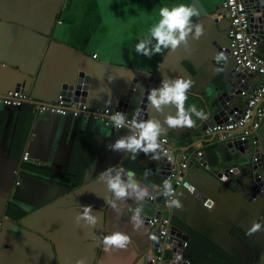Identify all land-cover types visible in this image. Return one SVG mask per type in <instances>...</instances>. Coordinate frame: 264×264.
<instances>
[{"label":"crops","instance_id":"obj_1","mask_svg":"<svg viewBox=\"0 0 264 264\" xmlns=\"http://www.w3.org/2000/svg\"><path fill=\"white\" fill-rule=\"evenodd\" d=\"M220 2L0 0V92L24 83L18 88L32 99L14 107L0 105V264H77L81 259L85 264H156L145 220L139 230L131 223V209L137 204L129 199L123 214L117 215L105 202L111 193L98 176L110 167L134 172L142 187L157 194L170 162L162 155L153 160L140 153L132 159L131 154L108 150L107 145L128 135L126 129L84 116L33 111L36 101H54L63 83H74L79 73L89 107L124 108L132 118L144 102L145 119L161 121L164 116L148 105L149 90L160 87L163 78L194 82L187 105L202 109L207 119L197 120L190 129H169L165 135L174 139L176 158L197 157L200 150L202 163L195 161L186 170L184 180L195 190L178 188L183 208H171V223L188 235L187 243L193 234L199 235L195 242L200 251L190 253L192 264H264V119L247 137L234 131L223 141L203 131L219 109L217 95L242 72L228 57L220 64L215 59L221 52L229 55L226 30L218 29L211 18ZM180 3L201 10L199 19L194 18L203 25L200 39L190 36L187 50L181 46L151 59L138 55L135 46L158 21L159 9ZM258 49L264 57V40ZM256 82L247 71L235 83L240 93L230 102L228 115L241 113ZM170 112L175 115L174 109H165V115ZM253 136L261 147L257 171L263 180L256 192ZM230 140L231 147L226 144ZM25 151L27 160L22 159ZM86 206L100 212L95 229L76 223ZM157 210L156 201L146 199L143 218ZM254 224H260V230L251 231ZM116 231L129 235L132 243L127 250L106 253L102 237ZM169 252L164 248L165 256ZM183 252H178L180 262L181 257L187 259Z\"/></svg>","mask_w":264,"mask_h":264},{"label":"clouds","instance_id":"obj_2","mask_svg":"<svg viewBox=\"0 0 264 264\" xmlns=\"http://www.w3.org/2000/svg\"><path fill=\"white\" fill-rule=\"evenodd\" d=\"M201 10L196 5L180 3L174 7H161L159 9V19L151 27L149 33L140 39L135 46V52L148 59L154 55L162 54L165 51L175 52L183 46L188 49L189 37L199 40L204 34L203 25L195 23L194 18L199 19ZM217 64L227 61V56L221 52L215 57ZM159 68V66H158ZM216 68L215 71H222ZM194 86V82L183 78H163L158 88H152L147 95L148 105L156 113L164 116L163 121L152 117L143 119L138 109L135 110L129 120L127 114L114 112L108 116L109 123L116 130L126 129L128 135L121 136L113 144L107 145L108 150L131 154L135 159L140 153L151 156L153 160H159L161 155H166L169 161L172 155L163 148L161 137L169 129L193 128L197 120L207 119L206 113L195 105H187L188 93ZM165 109H174L175 115L171 112L165 115ZM195 117V119L193 118ZM166 126V127H165ZM148 171L144 175L147 177ZM98 179L106 185L110 198H106L107 206L111 207L117 215L123 214L122 206L129 199H132L137 206L131 209V223L134 230H139L144 226V203L146 199H152L148 188L142 187L137 181L134 172L125 174L122 169L110 167L99 174ZM183 188L189 192L193 187L185 183ZM160 193L168 199V207L180 210L183 208L181 201L177 197L170 180L165 179L160 188ZM100 221V212H94L91 206L82 208L76 217V223L83 222L89 229H95ZM260 224H254L251 231L260 230ZM132 243L129 235L123 232H112L110 235L102 237L103 250L107 252L127 250ZM77 264H85L83 259Z\"/></svg>","mask_w":264,"mask_h":264},{"label":"built area","instance_id":"obj_3","mask_svg":"<svg viewBox=\"0 0 264 264\" xmlns=\"http://www.w3.org/2000/svg\"><path fill=\"white\" fill-rule=\"evenodd\" d=\"M251 5L247 0H221L219 6L214 12L215 17H224L228 20L226 36L228 38L229 55L233 58L234 65L237 69H245L256 76L257 82L251 88L246 98L245 106L239 115H228L225 119L207 124L203 128L206 134H217L220 140H227L232 136L234 131L240 137H247L254 134L264 119V57L260 54L258 45L260 40H264V32L262 38L251 30L250 21ZM79 96L73 99L72 96L59 93L54 101L36 102L33 104V111L41 113L45 111L53 112L60 116L70 115L72 117H88L92 120L100 122L104 126H111L108 116L114 112H122L126 114L122 108H114L111 106H94L89 107ZM29 95L20 88H13L6 92H0L1 106H17L24 101L29 100ZM130 120L131 117L128 116ZM112 127V126H111ZM232 134V135H231ZM163 148L168 151L173 159L169 161L166 155L162 156L170 162V170L165 179L172 182L176 191L183 185L184 175L186 172V158L184 155L179 156L180 163L176 166V157L174 155V141L169 136H162ZM197 157L201 158L203 151L197 150ZM29 154L24 152L22 159L27 160ZM202 163V162H201ZM18 168L13 169V173L17 175ZM19 183L18 180L15 182ZM157 194H151L152 199L156 201ZM171 208L168 207V199L161 195L158 203L157 213L145 217V223L150 229L149 240L156 245V264H160L163 260L164 248L168 247L169 254H176V250L182 253L187 246V239H179V245L175 246L169 243L171 236L172 223L169 217ZM165 212V214H164ZM168 213V214H167ZM181 234V233H180ZM168 254V255H169ZM181 262L189 264V261L181 257Z\"/></svg>","mask_w":264,"mask_h":264},{"label":"water","instance_id":"obj_4","mask_svg":"<svg viewBox=\"0 0 264 264\" xmlns=\"http://www.w3.org/2000/svg\"><path fill=\"white\" fill-rule=\"evenodd\" d=\"M250 5V21L251 23V30L252 32L256 33L258 35L259 38H262V33L264 32V0H247ZM211 18L213 19V21L215 22V24L217 25L218 29H225L228 27V20L224 17H215L214 13H212ZM229 50V49H228ZM229 59H231L232 61V57L230 55L227 56ZM244 73H247L246 70H242L238 71V73L236 74V82H227L224 85V89L223 91H221L217 97H216V101H217V105H218V111L212 115L211 119L208 121L207 124H212L213 122H217L220 120L225 119L228 116L227 113V109L229 108V104L232 101V99L234 98V95H238L240 93V88H238L237 86H235V83H239L240 80L243 78ZM82 73L78 74V77L76 79V81L74 83H63L61 90L59 91V93L66 95V97H70L72 96L73 99L78 98L79 96H81V100H84L86 103V97H87V88L86 85L83 83V78H82ZM136 76V74H135ZM135 79H133L134 82ZM24 83H21L20 85L17 84L14 88H18L21 87L23 88ZM133 88V84H131V88H130V92L132 91ZM58 93V94H59ZM57 94V95H58ZM36 102H42V101H36ZM88 105V104H87ZM94 107V106H92ZM124 111L125 109L122 108ZM146 104L144 102H142L140 104V113H141V117L143 119H145L146 117ZM45 112H49V111H45ZM43 113V112H41ZM53 113V112H50ZM55 114V113H54ZM60 116V115H59ZM69 117H72L70 115H67ZM76 118V117H73ZM205 126V125H204ZM173 139V138H172ZM254 139V155H253V162H252V167L255 170L253 173L254 179L255 181L258 183V187L255 190V192L257 190H259L258 188H261L262 184H263V180L260 178L259 173L257 171L258 166L260 165V154H261V147L257 141V137L253 136ZM174 141V139H173ZM226 144L231 147L233 145V140L227 141ZM175 146H174V151H175ZM191 156V155H190ZM190 156H188V158L185 160L186 165H187V172L188 173V169L192 166V164L197 161L199 164L202 162V159L199 157H193L190 158ZM180 163V160L177 158L176 159V166H178ZM13 171V170H12ZM221 172H227V169L225 171H221ZM185 182L183 183V185L186 182V180H184ZM195 190V189H194ZM161 200V195H157L156 197V203L158 204ZM181 230L178 229L175 225L172 224L171 227V236H170V240L169 243L178 246L179 243V239H186L188 238L187 234H180ZM180 237V238H179ZM150 246H153L156 248L155 243H153L152 241L149 240ZM160 264H185L184 262H180V254H178V250H176V254L172 253L169 254L168 256H164L163 260L161 261Z\"/></svg>","mask_w":264,"mask_h":264},{"label":"trees","instance_id":"obj_5","mask_svg":"<svg viewBox=\"0 0 264 264\" xmlns=\"http://www.w3.org/2000/svg\"><path fill=\"white\" fill-rule=\"evenodd\" d=\"M198 237L199 235L193 234L188 240L187 247L184 249L183 255L189 260V264H192V257L190 253H195L194 251H200V246L196 244L197 242H195Z\"/></svg>","mask_w":264,"mask_h":264},{"label":"bare ground","instance_id":"obj_6","mask_svg":"<svg viewBox=\"0 0 264 264\" xmlns=\"http://www.w3.org/2000/svg\"><path fill=\"white\" fill-rule=\"evenodd\" d=\"M232 61H233V58H232ZM234 63V62H233ZM239 70H245V69H239ZM247 71V70H246ZM28 94V93H27ZM29 95V94H28ZM29 97H30V95H29ZM32 101V99H31V97H30V99L29 100H27V101H24V102H31ZM6 107H14V106H6Z\"/></svg>","mask_w":264,"mask_h":264},{"label":"flooded vegetation","instance_id":"obj_7","mask_svg":"<svg viewBox=\"0 0 264 264\" xmlns=\"http://www.w3.org/2000/svg\"><path fill=\"white\" fill-rule=\"evenodd\" d=\"M18 172H19V170H18ZM18 174V173H17Z\"/></svg>","mask_w":264,"mask_h":264}]
</instances>
